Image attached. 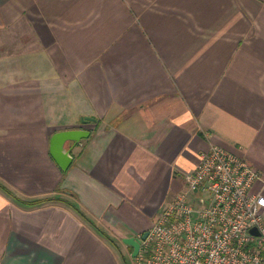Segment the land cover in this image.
<instances>
[{
    "label": "crops",
    "instance_id": "1",
    "mask_svg": "<svg viewBox=\"0 0 264 264\" xmlns=\"http://www.w3.org/2000/svg\"><path fill=\"white\" fill-rule=\"evenodd\" d=\"M215 144L264 194V0H0V264H139Z\"/></svg>",
    "mask_w": 264,
    "mask_h": 264
},
{
    "label": "built area",
    "instance_id": "2",
    "mask_svg": "<svg viewBox=\"0 0 264 264\" xmlns=\"http://www.w3.org/2000/svg\"><path fill=\"white\" fill-rule=\"evenodd\" d=\"M183 178L141 241L139 264H264V194L253 191L262 174L251 161L215 144Z\"/></svg>",
    "mask_w": 264,
    "mask_h": 264
},
{
    "label": "water",
    "instance_id": "3",
    "mask_svg": "<svg viewBox=\"0 0 264 264\" xmlns=\"http://www.w3.org/2000/svg\"><path fill=\"white\" fill-rule=\"evenodd\" d=\"M95 121L93 116H86L83 122ZM91 131L84 128H76L70 130H61L55 133L51 139V153L58 164L64 170H67L73 163L74 156L71 153V149L67 147L68 142L74 141V144L79 143L83 138L89 137ZM254 231H257L254 228ZM149 235L147 230L142 237H131L125 239L126 242L133 244L135 247L134 255H137L140 249L141 241Z\"/></svg>",
    "mask_w": 264,
    "mask_h": 264
},
{
    "label": "trees",
    "instance_id": "4",
    "mask_svg": "<svg viewBox=\"0 0 264 264\" xmlns=\"http://www.w3.org/2000/svg\"><path fill=\"white\" fill-rule=\"evenodd\" d=\"M0 188L3 189L5 192H7L8 194H10L11 196L15 197V198H18L20 200V202L24 203V204H28V205H42L46 202H49V201H53V200H64L66 201L65 198L63 197H46V198H38V199H35V200H23L21 198H19L17 195H15L5 184H3L2 182H0ZM59 192H62V190L60 189ZM72 205L81 212L79 206L76 204V203H72Z\"/></svg>",
    "mask_w": 264,
    "mask_h": 264
},
{
    "label": "rangeland",
    "instance_id": "5",
    "mask_svg": "<svg viewBox=\"0 0 264 264\" xmlns=\"http://www.w3.org/2000/svg\"><path fill=\"white\" fill-rule=\"evenodd\" d=\"M64 198V197H63Z\"/></svg>",
    "mask_w": 264,
    "mask_h": 264
}]
</instances>
